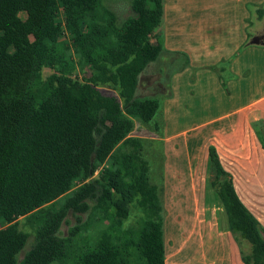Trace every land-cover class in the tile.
Returning a JSON list of instances; mask_svg holds the SVG:
<instances>
[{"label":"trees","instance_id":"trees-1","mask_svg":"<svg viewBox=\"0 0 264 264\" xmlns=\"http://www.w3.org/2000/svg\"><path fill=\"white\" fill-rule=\"evenodd\" d=\"M132 8L135 14L119 25L104 0H0V220L7 223L0 228V264H166L163 192L151 180L149 144L132 132L136 119L155 121L160 99L172 90L168 83L159 98L136 92L152 64L181 71L190 59L159 38L163 0H132ZM84 24L89 52L101 51L95 64L81 54ZM142 25L154 38L140 32ZM65 34L77 63L58 45ZM255 39L263 43L264 35ZM77 64L88 65L90 74L73 77ZM47 67L53 72L44 78ZM209 170L229 230L251 244L250 252H241L243 262L264 264V227L214 145ZM135 205L143 213L125 226ZM20 217L35 229L28 249Z\"/></svg>","mask_w":264,"mask_h":264},{"label":"crops","instance_id":"crops-1","mask_svg":"<svg viewBox=\"0 0 264 264\" xmlns=\"http://www.w3.org/2000/svg\"><path fill=\"white\" fill-rule=\"evenodd\" d=\"M163 4V21L158 31L162 34L164 47L185 52L190 59L189 66L172 76V95L162 99L163 113L160 117H163L164 129L158 139L163 144L162 152L166 157L162 167L163 198L167 204L177 194V191H172L177 184V168L184 170L178 163V156L184 158L190 153V140L195 135L200 138V143L194 146L196 164L194 166L189 157L186 172L189 174V195L197 202L194 174L203 171L211 144L205 145L207 152L203 155L200 147L217 132H221V136H217L224 141L229 152L225 154L231 160L234 158L233 144L238 148L233 137L239 140L240 136V148L248 147L246 157L238 155L244 161H240V166L248 181L263 172L254 164L253 158L255 156L258 160L259 154L264 155L261 143H256L259 140L256 129L259 126L264 128V42L255 39L264 35V26L252 31L249 18L253 14L258 20L264 18L258 14L260 8L264 9V0H163ZM222 81L226 82V87ZM197 116L202 119L196 121ZM234 126H238L240 132L232 131ZM195 130L199 131L193 134ZM191 133L193 135H189ZM229 135L232 138L226 137ZM248 140L251 141L246 142ZM218 153L224 168L229 171L228 165L222 161L224 152L222 154L218 150ZM261 163H264L263 159L256 164ZM232 174L236 188V173ZM253 180L256 184L259 182L258 178ZM239 196L251 210L242 195ZM227 232L225 234L228 235ZM207 234L209 245L204 241V235L194 239L197 246L195 252L191 247L192 257L188 264H241L240 256L235 255L227 235ZM180 249H176L177 255Z\"/></svg>","mask_w":264,"mask_h":264},{"label":"rangeland","instance_id":"rangeland-1","mask_svg":"<svg viewBox=\"0 0 264 264\" xmlns=\"http://www.w3.org/2000/svg\"><path fill=\"white\" fill-rule=\"evenodd\" d=\"M105 4L108 6L110 10L113 11V13L116 15V20L119 25H122L123 22L130 16H133L135 13L132 8V0H104ZM249 22L251 24V30H256V28H261L264 26V18L262 20H258L257 16L253 14L252 17L249 18ZM260 25V26H259ZM146 25H142L139 29L140 32L148 33V36H151V38H154V33L151 32V30ZM259 26V27H258ZM83 34H84V41H86V46L84 47L83 51L81 52L82 57L85 61H87L90 64H95L99 61L101 57V51L93 49L92 53H90L89 48L90 45L88 44L89 40H91L89 36V28L86 24L83 25ZM160 29V28H159ZM159 31L157 30V33ZM156 33V32H155ZM162 43H163V37L161 32L159 33ZM66 42L68 44H66ZM88 44V47H87ZM91 44V43H90ZM59 47H61L65 53V55H70L72 59L77 63L80 60V57L77 56L74 52V46L73 41L69 34H65L62 36V38L59 40L58 43ZM164 45V43H163ZM92 46V45H91ZM92 55V57H91ZM89 58V60L87 59ZM90 61V62H89ZM155 63V62H154ZM172 66L169 65V63L166 64H160L155 63L148 67V69L141 75L140 78V84L137 89L136 94L140 97L145 96H157L158 98L166 93L168 91L167 84L169 83L170 88L171 87V80L168 81L167 79L177 73L179 70L175 67L171 68ZM214 67V66H212ZM211 67V68H212ZM182 71V70H181ZM53 72V69L51 68H44L43 70V77L46 78ZM180 72V71H179ZM73 77L77 79H83L85 76L90 74V68L88 65L82 66L80 64H77L76 69L73 72ZM164 77V80L162 79ZM104 92L116 94V90L112 88L111 86H103ZM160 93V94H159ZM159 94V95H158ZM162 99H165L164 97ZM160 109L158 110L155 121L150 122L149 124H144L137 119L135 120V128L132 132V135L138 136L142 138L145 141V145L148 143L149 147L145 148V156L150 161V174H151V180L153 183L158 185L163 192V180H164V171L162 170L163 163L166 159L164 155V148L162 142L158 139L159 135L163 134L164 129V123H163V117H160L161 113H163V104L160 99ZM162 105V106H161ZM203 112V116H204ZM206 114H208V111H206ZM202 116V115H201ZM197 116L196 121L201 120L202 117ZM159 124V128L156 130V123ZM260 125V124H259ZM264 126V125H263ZM238 126H234L232 131H239L240 128L237 129ZM206 129V128H205ZM257 136L258 141L256 140V143H261L262 145V154L264 153V128H261L260 126L258 129ZM254 130V131H256ZM195 130L193 134L196 133ZM218 133V134H217ZM216 134L212 135V139L207 140L206 144H202V147H200L201 155L204 153L206 154L207 148L205 145H216L217 151L219 150L222 154V161L228 165L229 173L233 177L232 173L235 174V181H236V190L238 194L242 195L243 199L246 200L251 210L254 212L262 226L264 227V163L256 164L257 161L262 160L264 161V155L259 154L258 160L254 156V164L259 168H261L262 173L256 174L255 178H258L259 182L256 184L255 179L251 181H248V178L246 176V173H242V168L240 166V161L244 163L243 160H240L238 158V155H244L246 157L249 153L247 152L248 147L244 145L243 149L240 148V136L238 137L239 140H236L234 137L233 139L237 141L238 148L236 147V144L234 145V151L232 155H234L233 160L230 159L228 155H226L228 150L226 149V146L223 144L224 141H222L219 137L221 136V132H217ZM238 132H234L233 134H237ZM192 133L189 135H193ZM219 135V137L217 136ZM226 135V134H223ZM222 135V136H223ZM228 138H232L230 135L226 136ZM225 137V140L227 138ZM150 139V140H149ZM153 141V142H149ZM251 141V140H250ZM249 140L246 142H250ZM228 142V140H227ZM200 143V138L197 136H193L190 140V153H187L185 157L178 156V163L180 165H183L184 170L177 168V184L175 189L172 188V191H177V194L175 196H172L168 201L167 204L164 203L165 207V242H166V264H178L177 262L180 261L179 264H188V260L192 257L190 254L191 247L194 249L197 246V241H194V239H199L200 237H203L204 235V241H208V235L207 233L219 234L220 237H226L227 234H225L227 231L228 233V242L229 244H232L234 246V252L235 255L242 260L241 252H250L251 250V244L247 242L246 240H239L237 241L231 231L228 227V219L227 215L224 209V206L219 199L215 188L210 183V170H209V158L208 160L205 159V162L203 164V171L196 172L194 174V180H195V187H196V198L197 202L194 201V197H190L189 195V174L186 172V168L188 165L189 157L192 159V164H195V154L196 150L194 149L195 145H198ZM245 143V141L243 142ZM163 149V152H162ZM227 152V153H226ZM163 153V154H162ZM226 153V154H225ZM207 157V156H206ZM259 163V162H258ZM235 172H233L232 170ZM99 174V171L95 173V176ZM184 179V180H181ZM82 184V182H77V186L70 191L68 194L63 196V199L67 198L69 195L73 193V191ZM241 186V187H240ZM244 191V192H243ZM164 194V192H163ZM251 199L252 201H249ZM55 205L61 206L62 200H57L55 202ZM168 205V206H166ZM167 208V209H166ZM251 211V212H252ZM143 210L139 206H134L132 208V214L128 220L125 221V226L135 223L137 219L142 215ZM84 216V215H83ZM85 217V216H84ZM19 222L20 228L30 234L28 244L26 246V249H28L34 240V233L35 229L34 227L29 223L26 222L25 217H20L16 219ZM15 220V221H16ZM69 221L71 224H74L76 222L75 217L70 214L69 215ZM6 222L4 220H0V228H3L6 226ZM69 225L64 223L62 225V231L67 232ZM196 229V231L194 230ZM227 230V231H226ZM193 231V232H192ZM202 232V234L200 233ZM200 233V234H199ZM206 233V234H205ZM209 241L206 242V244ZM201 244V243H200ZM180 249L178 255L176 252V249ZM192 251L195 252V249ZM200 249V248H199ZM24 255V251L21 253V257ZM200 255V252L197 254ZM240 260L241 264H245Z\"/></svg>","mask_w":264,"mask_h":264}]
</instances>
